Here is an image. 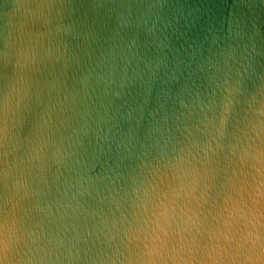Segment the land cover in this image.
Here are the masks:
<instances>
[{"label": "water", "instance_id": "1", "mask_svg": "<svg viewBox=\"0 0 264 264\" xmlns=\"http://www.w3.org/2000/svg\"><path fill=\"white\" fill-rule=\"evenodd\" d=\"M0 264H264V0H0Z\"/></svg>", "mask_w": 264, "mask_h": 264}]
</instances>
